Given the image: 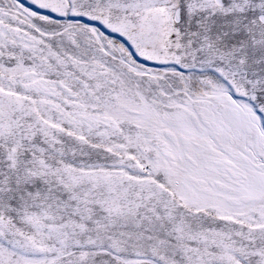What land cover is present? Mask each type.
I'll return each mask as SVG.
<instances>
[{
    "label": "snow or ice",
    "instance_id": "snow-or-ice-1",
    "mask_svg": "<svg viewBox=\"0 0 264 264\" xmlns=\"http://www.w3.org/2000/svg\"><path fill=\"white\" fill-rule=\"evenodd\" d=\"M0 264H264V0H0Z\"/></svg>",
    "mask_w": 264,
    "mask_h": 264
}]
</instances>
